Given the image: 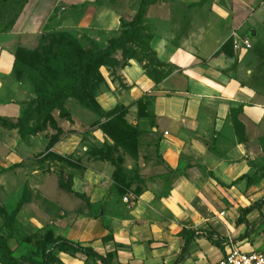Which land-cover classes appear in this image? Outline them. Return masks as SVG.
Wrapping results in <instances>:
<instances>
[{"label": "rangeland", "instance_id": "374dc122", "mask_svg": "<svg viewBox=\"0 0 264 264\" xmlns=\"http://www.w3.org/2000/svg\"><path fill=\"white\" fill-rule=\"evenodd\" d=\"M63 1L73 3L40 16L37 35L14 40L9 32L26 0H0V60L3 51L15 57L2 72L17 84L4 118L25 122L0 125L1 231L9 236L10 223L16 256L25 246L52 247L79 218L82 226L97 220L111 234L149 225L146 245L162 262L179 254L184 226L205 225L225 242L243 235L241 209L264 199V0H147L134 38L142 0ZM244 8L232 29L229 16L218 14ZM239 37L252 48L236 51ZM210 56L219 62L209 68ZM82 58L86 82L78 89ZM186 70L227 75L236 84L230 94L240 100L241 86L250 89L249 102L259 108L247 113L234 103L219 128L200 114L186 120ZM63 89L70 92L52 103ZM173 121L179 124L172 128ZM180 180L198 189L199 211L204 199L211 212L187 222L188 214H172L161 199ZM248 219L250 236L241 245L262 250L264 205ZM87 225L83 236H96ZM62 259L100 264L79 253Z\"/></svg>", "mask_w": 264, "mask_h": 264}, {"label": "crops", "instance_id": "0c3cea01", "mask_svg": "<svg viewBox=\"0 0 264 264\" xmlns=\"http://www.w3.org/2000/svg\"><path fill=\"white\" fill-rule=\"evenodd\" d=\"M60 2L67 4L73 3L72 1L65 2L63 0H27L18 18H16L15 22L13 23V26L9 32V37L15 40L17 36H19V38L22 39L23 37H26L25 35L28 36L30 35L34 36L35 34L37 35L39 31V17L49 16V14L53 9L54 12H56L58 7H56L55 5L56 3H60ZM243 3L247 4V6H250L249 4L252 3V1L243 0ZM245 11L246 9L245 10L240 9L239 12L237 13L234 12L232 16L231 11H229L228 9L227 10L223 9L222 12L220 11L221 13L219 12L218 14L220 17L221 14L224 17L229 16V21H230L229 23L231 24L230 26H232L231 27L232 29L236 26V23L241 18V16L242 15L244 16ZM240 21H242V19ZM14 44H15L14 42L9 44L8 48L12 50ZM0 45H1L0 46V52H1V49L3 50L1 41H0ZM239 50L242 52V50H249V49H246L245 47L241 46L240 48L236 49V51ZM3 52L7 58L2 57V60H0V118L5 119L4 117H7L8 114L7 112L9 110H12L11 108H9V106L11 107L13 106V102H11L13 99L10 101L9 97L10 95H13L14 89H16L17 84L15 80L12 78L10 72H5V73L2 72L5 70V67L2 64H7L10 67L11 63L13 64L15 57L9 51L8 52L3 51ZM216 62H219V59L211 58V56L207 60L209 68L211 66H214ZM1 65L3 66V69H1ZM186 71L188 73H185V79L189 80L188 85L190 86L189 91H187V89H184L185 91L184 96L185 97L190 96L187 97L183 108V110H185V112L187 111V113L189 114L184 117L186 120L190 122H194L196 121L195 115L200 114L202 117L208 119L209 122L216 121L217 127L219 128L226 120L228 114L231 113V107L234 103H239L240 105H243L242 107L247 113L252 112L253 110L259 108L257 104H254L256 106L252 107V105L249 102L250 101L249 95L251 94L250 89L241 86L240 90L241 93L244 95V98L240 100H238L237 98H235L233 95L230 94L227 87L230 88L231 86V88H234L236 84L234 82L231 85L228 84L230 80H228L227 75L221 74L218 71H211L209 72V75L204 74L203 76H201L200 73L198 72L189 71V70ZM204 99H206V101L203 104H201V100ZM215 101L219 102L218 104L219 106L217 105V108H215L214 106ZM178 124H179L178 121H173L170 124V127L173 128L175 127V125ZM199 196L200 194L196 187L190 185V183L187 182V180H180L179 182L178 181L175 182L173 189L170 191V193L164 196L161 200L168 209H171V207L174 208L173 213L172 212L171 213L175 217L182 216L183 212L184 214H188V215H183V219L187 222L189 219L192 220V216L195 215V212H198L199 214L208 213V210L206 208H208L209 212H211V209L209 207L210 204L204 199H202V201L204 203L203 206L205 207V209L203 212L199 211V208L201 206V203L198 200ZM257 211L252 212L248 216L253 215ZM3 215H0V236L3 235L1 231V229L3 228L2 227ZM78 220L76 223L77 225L72 227L71 229L67 228L66 234L61 237L72 241H79L86 245L92 246L96 251H98L101 255L104 256H106L108 253H113L114 254L113 264H173L177 260L179 254L181 253V249L184 245L183 243L180 252L176 257L174 256V257L165 258L164 262H162L161 258H159V261H156V258L158 257L157 255L158 252L156 251L151 252L150 251L151 247L146 245L151 240L153 234L149 225L145 224L146 226L144 227L134 226L128 231H121L111 234L101 225H99V221L97 220H94V222L92 223H88L87 220H85L84 226L81 225V222H83L84 219L81 218L79 221ZM87 224H90V229H91L90 233L96 236H92V237L83 236L84 235L83 233L88 231L85 230L88 227ZM204 226L205 225H203V227H201L200 229L210 230ZM240 226H245V225H240ZM184 229L188 230V227L185 226L182 227V230ZM83 230L85 231L83 232ZM75 235H79V237L76 238ZM109 236H112L113 240H109V241L103 240L105 237H109ZM11 239H14V237L8 239V245L13 250V256L18 260V264H31L23 260V256H26L31 251L36 252L37 249L30 250L27 249L25 246L24 251L21 252L20 255L16 256L17 253L15 254L14 248L11 245V241H12ZM241 242L242 241H240V243ZM259 251H264V248H262V250ZM215 253H219V254L217 256H214ZM222 253H223V249L221 247L214 246L207 239L205 235L204 236L202 235L201 237L197 238L195 241H193L190 244L188 251L185 254V258L181 264H215L221 257ZM56 254L59 256V258L62 261L63 260L62 256H65V254L60 253L59 251H56ZM209 256L211 258H209ZM36 259L41 260V256L36 257Z\"/></svg>", "mask_w": 264, "mask_h": 264}, {"label": "trees", "instance_id": "16d2710c", "mask_svg": "<svg viewBox=\"0 0 264 264\" xmlns=\"http://www.w3.org/2000/svg\"><path fill=\"white\" fill-rule=\"evenodd\" d=\"M146 4H147V0H142L139 10L131 24L133 28V34L130 36V38H134L137 35L138 24L142 16L144 15ZM123 40H126V38H123ZM84 64H85V58H82L80 61V73L82 76L83 83L80 87H78V89H81L84 83L86 82ZM68 92H70L69 89L61 90V92L58 93L57 96L53 99L52 103L56 102L57 100L65 96ZM0 125L15 129V128L23 127L25 125V122L12 123L6 119L0 118ZM262 205H264V199H261L255 202L254 204L241 209L239 216L236 220V224L245 225L246 231L238 239H234L235 242L243 241L249 237L251 224L249 220L247 219V217L252 212L260 210V207ZM3 214H4V211L0 206V215H3ZM5 227L11 234H9V236L7 237L3 235L0 236V250L2 251V258L0 259V264H18V260L13 256V250L8 245V239L13 237L12 235L13 228L10 226V223L7 224ZM202 235L203 236L205 235L207 239L214 246L221 247L222 249L224 247L225 240H227L224 237L220 236L219 234L217 235L215 231L202 230V229L191 231V230L184 229L182 233V237L184 239V245L181 249V253L179 254L177 260L173 264H181L185 258V254L187 253L190 244L193 241H195L197 238L201 237ZM215 238L218 239V241H216ZM103 240L109 241V240H113V238L112 236H109V237H105ZM51 243L53 245L52 247H48L46 244H43L38 247L36 252L31 251L26 256H23V260L31 264H60L61 259L56 254V251H59L60 253H64V254L79 253L87 257L88 259L99 261L100 264H113V258H114L113 253H108L106 256L101 255L92 246L86 245L79 241H72V240H69L63 237H58L54 239ZM39 256H41V260L36 259V257H39Z\"/></svg>", "mask_w": 264, "mask_h": 264}, {"label": "built area", "instance_id": "2783aa9c", "mask_svg": "<svg viewBox=\"0 0 264 264\" xmlns=\"http://www.w3.org/2000/svg\"><path fill=\"white\" fill-rule=\"evenodd\" d=\"M241 46L246 49L252 48L249 40L235 39L234 48H240ZM221 216H225V213H221ZM215 264H264V251L258 250H245L240 242L235 240H229L224 242L223 253L219 260Z\"/></svg>", "mask_w": 264, "mask_h": 264}]
</instances>
